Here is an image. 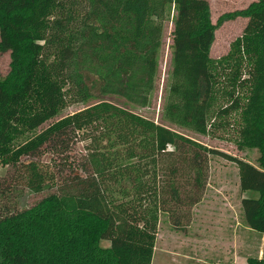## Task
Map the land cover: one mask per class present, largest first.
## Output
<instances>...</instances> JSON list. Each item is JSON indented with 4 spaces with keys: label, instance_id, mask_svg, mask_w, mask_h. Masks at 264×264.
I'll use <instances>...</instances> for the list:
<instances>
[{
    "label": "trees",
    "instance_id": "16d2710c",
    "mask_svg": "<svg viewBox=\"0 0 264 264\" xmlns=\"http://www.w3.org/2000/svg\"><path fill=\"white\" fill-rule=\"evenodd\" d=\"M172 12L165 126L135 109L151 105ZM240 18L242 37L212 59L217 29ZM0 52L10 54L0 78V264H152L161 218L200 203L217 154L170 126L207 135L232 115L238 146L259 154L257 165L231 159L250 193L243 221L264 235V0L216 24L205 0H0ZM78 142L84 155L56 181L40 157ZM20 187L56 190L20 209Z\"/></svg>",
    "mask_w": 264,
    "mask_h": 264
},
{
    "label": "rangeland",
    "instance_id": "374dc122",
    "mask_svg": "<svg viewBox=\"0 0 264 264\" xmlns=\"http://www.w3.org/2000/svg\"><path fill=\"white\" fill-rule=\"evenodd\" d=\"M211 11V22L224 14L247 8L257 0H205ZM175 12L164 23V34L160 56V67L156 89L147 108L135 109V112L158 124L168 126L162 120L164 96L169 84L172 57L174 53ZM247 24L246 19H237L225 23L217 29L215 42L211 48L210 57L219 60L228 55L231 46L242 37ZM10 54L0 52V78L9 72ZM245 73V72H244ZM244 76L243 79H247ZM223 91L232 89L220 80ZM240 92L237 88L236 95ZM114 101L113 98H104ZM88 105H69L62 115L47 123V128L62 117L75 114ZM223 105L224 102H223ZM237 116L225 117L216 128L208 127V134L202 135L176 127L170 128L214 151L208 157L207 182L201 194L200 203L193 207L176 210V218L162 217L153 253L152 264H247L249 258H264V235L249 230L242 216L241 201L248 198L250 193H242L239 187L238 169L232 158L257 165L258 152L238 146V126L234 121ZM84 144L78 142L71 145L70 151L60 155L50 150L42 154L40 162L48 166L54 173L56 181H61L62 175L68 172L69 166L74 165L84 155ZM75 161V162H74ZM66 167V168H65ZM65 168V170H62ZM6 168L0 166V178L6 175ZM56 189L48 188L41 195H35L20 187L15 192V201L20 209L36 204L42 197ZM172 209H176L172 206ZM102 246L108 245L103 241Z\"/></svg>",
    "mask_w": 264,
    "mask_h": 264
},
{
    "label": "crops",
    "instance_id": "0c3cea01",
    "mask_svg": "<svg viewBox=\"0 0 264 264\" xmlns=\"http://www.w3.org/2000/svg\"><path fill=\"white\" fill-rule=\"evenodd\" d=\"M247 263V262H246Z\"/></svg>",
    "mask_w": 264,
    "mask_h": 264
}]
</instances>
